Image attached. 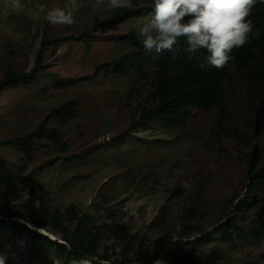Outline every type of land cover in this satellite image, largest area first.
<instances>
[{
	"label": "rangeland",
	"instance_id": "obj_1",
	"mask_svg": "<svg viewBox=\"0 0 264 264\" xmlns=\"http://www.w3.org/2000/svg\"><path fill=\"white\" fill-rule=\"evenodd\" d=\"M21 2L25 11L14 13L0 0V79L8 68L32 76L40 49L44 52L35 79L0 92V155L10 166L18 172L23 155L3 141L33 133L42 125L58 127L70 144L67 151L40 147L33 161L24 160L26 173L37 170V179L51 193L53 205L90 209L98 221L126 224L132 234L140 231L151 242L164 241V231L153 223L165 208L172 220L171 234L192 240L199 257L217 249L224 254V264H264V198L259 196L264 181L251 195L244 182L251 147H264V133L252 138L246 97L238 94L228 100L231 123L220 128H216L215 111L195 114L188 127L176 130L165 129L154 118L141 120L152 87L130 70L133 61L122 56L132 46L118 38L136 31L149 13L127 19L116 30H97L80 38L79 34L93 28L95 16L106 18L112 12L106 3L79 0L75 25L60 26L50 24L44 13L31 20L27 11L63 7L67 0ZM111 61L118 63L106 64ZM73 99L79 103V115L62 126L53 112ZM177 187L187 192L172 196ZM236 194L259 199L249 211L238 212L239 226L226 235L215 233L213 227L229 216ZM12 206L28 219L37 216L38 199L29 193ZM192 206L202 208L200 216L184 220ZM175 241L166 242L165 253ZM30 247L22 235L10 240L2 254L7 259L19 251L17 264H22ZM32 255L39 264V259L47 264L52 257L47 249Z\"/></svg>",
	"mask_w": 264,
	"mask_h": 264
},
{
	"label": "trees",
	"instance_id": "obj_2",
	"mask_svg": "<svg viewBox=\"0 0 264 264\" xmlns=\"http://www.w3.org/2000/svg\"><path fill=\"white\" fill-rule=\"evenodd\" d=\"M152 11L151 6L112 10L106 18L95 16L93 28L78 36L83 38L97 30L103 33L116 30L127 19L133 16L144 17L145 13ZM249 19L254 27L248 42L243 47L233 49V59L223 68L206 63L209 55L206 49L191 55L184 51L183 39L177 42L172 51L157 54L155 51L147 52L144 49L136 31L130 30L121 34L118 39L128 41L132 46L131 52L122 57L133 61L130 70L138 72L146 80V84L152 87L149 104L142 110L141 120L154 118L162 121V127L165 129L176 130L188 127L195 114L215 111L219 117L216 128L224 127L228 122L231 123L228 100L239 94L246 97L250 105L252 138H260L264 133V4L257 3ZM43 50L40 49L38 53L37 68L32 76L8 68L0 79V92L19 81L35 79ZM173 55L175 59L172 58ZM154 60L155 66L150 69ZM117 63L111 61L106 64ZM201 64L204 65L203 68ZM78 105L77 100H69L55 108L53 114L64 126L79 115ZM35 137H39L38 142ZM175 140H179V137ZM2 144L14 146L22 153L23 163L17 167V172L0 155V254L4 252L10 240L24 235L31 247L22 264H39L32 254L45 249L51 251L53 257L59 258L62 264H71L73 258L84 255L95 256L105 264H154L158 258L166 264H224V254L220 250L214 249L210 254L199 257L192 246V240L183 241L180 236L171 234L172 220L165 208L162 209L159 219L153 223L164 231V241L151 242L147 235H141L140 231L132 234L126 224L98 221L90 209L81 210L75 204H69L65 209L53 205L51 193L37 179V170L26 173L24 160L33 161L40 147L67 151L70 144L58 127L42 125L33 133L3 141ZM261 181H264V147L255 144L251 147L244 179L247 195H251ZM180 191L187 192L185 188L177 187L173 189L172 196H176ZM259 192V196L264 198V191ZM24 193L38 199V212L33 220L12 206ZM234 196L236 203L229 216L213 227L215 233L222 232L226 235L231 227L239 226L238 222L242 218L238 212L249 211L248 208L259 199H245L243 194ZM262 204L263 202L258 206L261 210ZM200 209L202 208L197 206L190 207L183 219L196 220L200 216ZM262 221L264 223V218ZM175 239L173 246L165 253L166 242ZM18 253L19 251H15L10 255L6 264H17ZM39 261L45 264L42 259ZM47 264H53V260L50 258Z\"/></svg>",
	"mask_w": 264,
	"mask_h": 264
},
{
	"label": "clouds",
	"instance_id": "obj_3",
	"mask_svg": "<svg viewBox=\"0 0 264 264\" xmlns=\"http://www.w3.org/2000/svg\"><path fill=\"white\" fill-rule=\"evenodd\" d=\"M97 5L107 4L111 10L134 9L151 6L153 11L136 29L147 52L172 51L178 41L183 39L184 51L190 55L206 49L209 55L206 63L223 68L233 57V49L243 47L253 32V23L249 19L257 3L264 0H96ZM10 12L25 11L21 0H3ZM81 8L79 0H67L63 7L53 6L47 10L37 8L28 10L31 20L45 19L52 25H75V13ZM175 59V55L172 57ZM204 67L203 64L200 65ZM53 264H62L57 257H51ZM0 264H6V257L0 254ZM71 264H105L92 255L73 258ZM154 264H166L156 259Z\"/></svg>",
	"mask_w": 264,
	"mask_h": 264
}]
</instances>
